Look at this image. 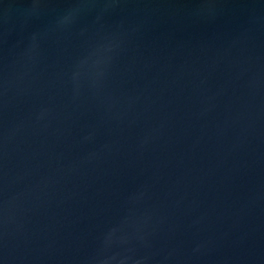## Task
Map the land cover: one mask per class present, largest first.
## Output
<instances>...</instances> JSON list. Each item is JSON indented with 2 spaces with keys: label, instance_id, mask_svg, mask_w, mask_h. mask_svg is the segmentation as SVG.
I'll return each instance as SVG.
<instances>
[{
  "label": "water",
  "instance_id": "95a60500",
  "mask_svg": "<svg viewBox=\"0 0 264 264\" xmlns=\"http://www.w3.org/2000/svg\"><path fill=\"white\" fill-rule=\"evenodd\" d=\"M0 264H264V0H0Z\"/></svg>",
  "mask_w": 264,
  "mask_h": 264
}]
</instances>
